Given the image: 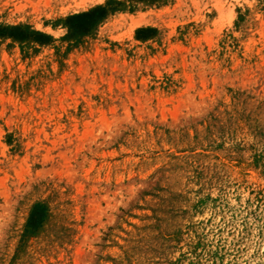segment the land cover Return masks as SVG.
<instances>
[{
	"label": "rangeland",
	"instance_id": "rangeland-1",
	"mask_svg": "<svg viewBox=\"0 0 264 264\" xmlns=\"http://www.w3.org/2000/svg\"><path fill=\"white\" fill-rule=\"evenodd\" d=\"M0 264H264V0H0Z\"/></svg>",
	"mask_w": 264,
	"mask_h": 264
},
{
	"label": "trees",
	"instance_id": "trees-1",
	"mask_svg": "<svg viewBox=\"0 0 264 264\" xmlns=\"http://www.w3.org/2000/svg\"><path fill=\"white\" fill-rule=\"evenodd\" d=\"M103 11L104 9L98 8L96 10L90 11L89 13L73 17L72 22H74V27H78L81 30L92 28V26L100 20L101 16H103L100 14ZM89 23H91V25H89ZM40 219L42 218L38 216L36 217L34 213L32 219L30 220V223H34V225L36 226L40 224Z\"/></svg>",
	"mask_w": 264,
	"mask_h": 264
}]
</instances>
